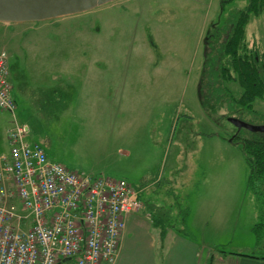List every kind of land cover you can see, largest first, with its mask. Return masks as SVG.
<instances>
[{
  "label": "rangeland",
  "instance_id": "rangeland-1",
  "mask_svg": "<svg viewBox=\"0 0 264 264\" xmlns=\"http://www.w3.org/2000/svg\"><path fill=\"white\" fill-rule=\"evenodd\" d=\"M246 6L112 0L52 20L0 23L14 121L28 126V140L71 171L131 185L166 216L154 219L199 245L202 264L208 255L264 254V238L256 245L251 232L264 210L247 191L241 150L252 133L227 120L264 126V95L242 107L233 102L242 92L234 71L233 80L218 77L224 30ZM244 43L264 59V10L249 17ZM12 121L0 112V152Z\"/></svg>",
  "mask_w": 264,
  "mask_h": 264
},
{
  "label": "built area",
  "instance_id": "built-area-1",
  "mask_svg": "<svg viewBox=\"0 0 264 264\" xmlns=\"http://www.w3.org/2000/svg\"><path fill=\"white\" fill-rule=\"evenodd\" d=\"M0 53V110L12 114ZM14 121L0 155V264H114L125 217L143 205L128 183L49 161Z\"/></svg>",
  "mask_w": 264,
  "mask_h": 264
},
{
  "label": "trees",
  "instance_id": "trees-1",
  "mask_svg": "<svg viewBox=\"0 0 264 264\" xmlns=\"http://www.w3.org/2000/svg\"><path fill=\"white\" fill-rule=\"evenodd\" d=\"M263 10H264V0H247V6L243 10L238 11L235 14L234 20L228 23L229 26L224 30V38L222 39L223 42L221 43V53L222 56L224 57L223 60L225 59V61L221 63V68L218 70L219 71L218 77L223 78L225 81L233 80L228 70L232 69L234 71V73L236 74V78L234 79L236 83L239 85V87L242 89V92L236 100L235 99L233 100V102L234 103L236 102L238 105L246 108H250L252 103L256 99L262 98L264 95V59L259 60L257 59L256 56H254V53L251 50L246 51L245 48L246 46L244 43L245 28L248 23L249 17L258 16L259 14L262 13ZM8 83H9V70H8ZM11 98L13 99L12 95ZM0 112H6V111L0 110ZM13 125H14V120L12 121L9 130L13 128ZM24 126H26L28 129V134H27V140H28L29 128L27 125ZM8 131L5 138L7 143V149L5 152H0V155L7 156L9 154V146L7 142ZM235 138H238V135H236L233 139H230V141L233 142ZM41 147L46 153L44 147L43 146ZM241 150L244 155L245 162L249 168V174L246 182L247 191L254 195V197L259 202L260 207L263 211L264 210V135L259 133H252L250 134L249 137L242 138ZM139 200L141 201L140 198ZM141 203L143 205V208L140 211L144 210L145 214H148V216L151 219L152 225L156 229H159L161 231L162 233L161 236H163V232H166L167 229H172L175 232L181 233L183 235L182 233L183 231L181 229H178L177 226L173 227L168 223L167 224L164 223L163 220H161L162 218L165 219L166 216H163L161 214H156L157 210L155 209H160L159 207L151 204V206H154L155 208V209L153 208V210L151 211L150 205H146L142 201ZM170 206L171 205H169V207ZM148 210H150L151 212L149 213ZM153 215L154 216L158 215L161 219L158 220L154 219ZM263 231H264V219L258 224H255L251 228V232L256 239V245L261 244V241L264 238ZM229 255L243 256V257L264 261V254L261 256H256V255L246 256V255L230 253ZM222 256H227V255H222Z\"/></svg>",
  "mask_w": 264,
  "mask_h": 264
},
{
  "label": "crops",
  "instance_id": "crops-1",
  "mask_svg": "<svg viewBox=\"0 0 264 264\" xmlns=\"http://www.w3.org/2000/svg\"><path fill=\"white\" fill-rule=\"evenodd\" d=\"M161 234L144 210L127 215L114 264H202L198 262L199 245L196 242L172 229L163 232V236ZM233 256L237 255L218 256L215 259L214 255H208L205 263L264 264L262 260Z\"/></svg>",
  "mask_w": 264,
  "mask_h": 264
},
{
  "label": "water",
  "instance_id": "water-1",
  "mask_svg": "<svg viewBox=\"0 0 264 264\" xmlns=\"http://www.w3.org/2000/svg\"><path fill=\"white\" fill-rule=\"evenodd\" d=\"M112 0H0V23H34L89 11ZM237 131L264 135V126H250L229 118Z\"/></svg>",
  "mask_w": 264,
  "mask_h": 264
}]
</instances>
